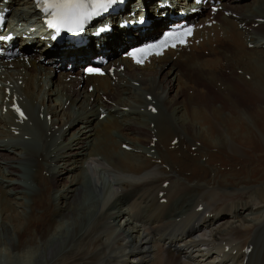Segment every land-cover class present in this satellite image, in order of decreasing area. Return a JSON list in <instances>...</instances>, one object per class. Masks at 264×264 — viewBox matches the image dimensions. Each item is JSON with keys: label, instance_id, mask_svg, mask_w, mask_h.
<instances>
[{"label": "bare ground", "instance_id": "obj_1", "mask_svg": "<svg viewBox=\"0 0 264 264\" xmlns=\"http://www.w3.org/2000/svg\"><path fill=\"white\" fill-rule=\"evenodd\" d=\"M155 1L139 0L138 7L146 9ZM223 2L230 13L215 12L216 23L201 18L185 46L151 56L144 66L121 57L124 69L116 74L125 75L117 80L92 75L81 86L80 80L52 77L57 85L44 86L41 77L50 67L42 64L43 71L34 66L2 88L4 100L6 88L22 98L23 122L29 123L23 128L27 133L36 129L41 142H23L24 148L18 142L8 145V139L18 136L12 133V119L4 118L13 113H0V147L6 150L0 153V254L6 251L8 264L13 254L23 251L29 264H264V138L242 120L244 115L264 117V108L251 106L264 98V0ZM162 22L154 19L145 34L160 29ZM7 28L14 26L9 22ZM118 30L103 38L108 53L125 41L123 35L135 33L130 27ZM61 45L44 51H61L78 63L94 50L93 41L88 47L60 50ZM240 91L249 95L248 102ZM152 101L157 113L146 108ZM141 104L145 110L138 109ZM103 111L106 115L99 119ZM145 118L154 121L158 139L153 146L148 145L152 127ZM77 121L83 125L72 130ZM236 127L242 133L233 131ZM174 134L179 145L170 149ZM242 134L259 147L243 152L244 144L237 140ZM197 140L200 145L191 151ZM139 147H154L158 156L137 152ZM77 154H82L86 170L98 164L117 173H108L110 187L104 178L94 179L77 164L65 162ZM22 158L38 169L31 178L34 185L19 174ZM66 171L77 174L52 195ZM166 178L170 181L162 187ZM95 189L104 190L101 198ZM159 189L166 190L164 202L158 201ZM198 199L206 213L195 208ZM12 203L27 211L21 228V214ZM247 245L252 247L249 252Z\"/></svg>", "mask_w": 264, "mask_h": 264}, {"label": "rangeland", "instance_id": "obj_2", "mask_svg": "<svg viewBox=\"0 0 264 264\" xmlns=\"http://www.w3.org/2000/svg\"><path fill=\"white\" fill-rule=\"evenodd\" d=\"M254 1V0H253ZM245 4V3H244ZM250 14V13H249ZM257 25H255V27H256ZM231 53V52H230ZM225 55H223V60H226V59H224L225 57H224ZM226 73H228V71H226ZM237 73H239V74H241V70L239 69V70H237ZM178 75H179V72L177 73ZM221 84V82H218L217 83V87H219V85ZM18 85H20V84H18ZM215 90H217V88H215ZM114 92H116V91H114ZM242 94H244V91H240ZM250 93H252L251 91H249ZM193 93V92H192ZM191 93V94H192ZM191 94H189V95H191ZM245 96H246V94H245ZM241 98H243L242 100H244L245 98L244 97H241ZM53 99H55V97H53ZM58 100L60 99V98H57ZM92 99V98H91ZM253 99V98H252ZM257 99V100H256ZM255 100H253V104L255 105H251L252 106V109L254 108H264V98L263 97H261V98H256ZM250 99H249V95H247V97H246V99H245V101L246 102H248ZM256 102V103H255ZM262 103V104H261ZM49 105H51V104H49ZM259 105H261V106H259ZM55 106V105H54ZM254 106V107H253ZM42 109V108H41ZM71 110H73V109H71ZM231 110H236V107H232V109ZM235 114V113H234ZM57 115H59V114H57ZM239 115V114H238ZM238 115H237V117H238ZM245 116V117H244ZM244 116H242V120H244L248 125H250V127L251 128H253V130L255 131V130H257V128H258V130L256 131V132H259V134H263V136H259L260 138H264V117H261V116H257L256 118H251V117H248V116H246V115H244ZM237 117H234V120L236 121V120H238L239 119V117L237 118ZM142 120V122L144 121L143 119H141ZM235 124H238V123H235ZM79 125L80 124H75L74 125V127L73 128H71L72 130H74V129H77L78 127H79ZM253 125V126H252ZM76 126V127H75ZM255 128V129H254ZM235 128H233V131H235V132H237V133H242V128L240 129V127H236V129L234 130ZM72 130H69V132L71 133L72 132ZM102 133L103 132H101L100 133V135H99V137H102L103 135H102ZM258 134V135H259ZM71 135V134H70ZM69 135V136H70ZM69 136L67 137L66 136V138H69ZM242 136H243V138H237V140L239 141V142H241V143H243L244 144V146L242 147V149H243V152H245V153H249L251 150H254V148H258L259 147V142H254V141H251V139H250V137L247 135V134H242ZM245 140V141H244ZM250 145V146H249ZM247 146V147H246ZM34 147H37L36 145H34ZM10 148V147H9ZM75 148V147H74ZM6 150H3L2 149V147H0V153H2V152H5ZM78 151V150H77ZM10 153H12V152H10ZM255 153L257 154V153H260L259 151L257 152V151H255ZM264 155V154H263ZM76 156V155H75ZM253 157H254V155H253ZM98 158V157H97ZM71 159H72V157H71ZM75 159V158H74ZM73 159V160H74ZM99 159V158H98ZM101 159H102V157H101ZM100 160V159H99ZM262 160V159H261ZM261 160H260V158H259V160L258 161H254L255 162V164H256V162H258V163H261ZM65 162H68V161H65ZM73 162V161H72ZM71 162V163H72ZM158 163H159V161H158ZM62 164V163H61ZM75 165V164H74ZM74 165H69V166H74ZM239 164H237L236 165V167H239L238 166ZM257 165V164H256ZM51 166H53V164H51ZM58 169H60V168H58ZM62 169V168H61ZM77 173H76V171H66L65 173H64V175H63V177H62V179H61V181L58 183L59 185H57V188L56 189H54V187L52 188V190L51 191H53L52 192V195H54L55 193H60V192H62L63 191V189H65L67 186H68V184H69V180H70V178H71V175L73 176V175H76ZM262 175L260 176L261 177V179L263 178V175H264V171L261 173ZM1 178V177H0ZM67 178V179H66ZM66 180V181H65ZM67 180H68V182H67ZM262 180H264V178L262 179ZM97 189H95L94 190V194L96 195V196H98L99 198H101L102 197V195H103V191L104 190H99V191H97ZM11 197H12V195H11ZM16 201H18V202H20L21 200H19V199H15ZM13 204V206H14V209H15V212L17 213V214H21V216L20 215H18L19 216V218H20V222H18V226H19V228H21L22 227V224H21V222H23V217H24V215H27V211L25 212L24 211V213H23V209H22V207L19 205V204H17V203H12ZM64 222L66 221V219H64L63 220ZM58 223H60V221L58 222ZM58 225L59 224H57V226L56 227H58ZM55 226V225H54ZM12 235H13V233H12ZM3 247V246H2ZM4 250V249H3ZM26 250V249H25ZM31 251H34V249H32ZM25 253V251H23L22 253H20V254H13L12 255V258H11V263L10 264H29V261H28V258L27 259H25V258H23L22 256H23V254ZM8 257L6 256V251H2L1 252V254H0V264H8L7 262H9L8 261V259H7Z\"/></svg>", "mask_w": 264, "mask_h": 264}, {"label": "snow or ice", "instance_id": "obj_3", "mask_svg": "<svg viewBox=\"0 0 264 264\" xmlns=\"http://www.w3.org/2000/svg\"><path fill=\"white\" fill-rule=\"evenodd\" d=\"M115 0H40V6L43 11L50 15L51 19L48 21V25L51 28H55L57 31L61 27H67L69 31H80L83 29L84 24L91 19L92 16L97 15L101 10L105 9L110 3ZM191 32V29L188 30ZM183 36V33H181ZM168 37L164 41H161V45H153L150 47H160L166 43ZM181 42H183L181 40ZM141 52L146 50L141 49ZM156 54H159L158 52ZM135 57V53H133ZM137 62H141L137 60ZM90 71H92L90 69ZM23 116L19 108L15 109Z\"/></svg>", "mask_w": 264, "mask_h": 264}]
</instances>
